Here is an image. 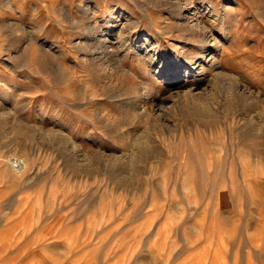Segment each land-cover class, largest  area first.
<instances>
[{
    "label": "rangeland",
    "instance_id": "1",
    "mask_svg": "<svg viewBox=\"0 0 264 264\" xmlns=\"http://www.w3.org/2000/svg\"><path fill=\"white\" fill-rule=\"evenodd\" d=\"M87 1L0 0V264H264V0H231L204 21L246 100L221 77L207 99L218 110L130 126L113 123V100L69 50L66 17ZM145 2L91 0L89 14L100 21L110 4L138 18L133 32L162 51L167 20ZM137 48L124 71L166 106L176 79Z\"/></svg>",
    "mask_w": 264,
    "mask_h": 264
},
{
    "label": "bare ground",
    "instance_id": "2",
    "mask_svg": "<svg viewBox=\"0 0 264 264\" xmlns=\"http://www.w3.org/2000/svg\"><path fill=\"white\" fill-rule=\"evenodd\" d=\"M147 2L149 4V6L147 5L148 9L154 10L163 17L160 21L164 19L167 20L166 24V21L164 23L161 22L162 25L164 24L163 27L160 26L162 27L161 29H163L161 35L164 36L163 39L167 43L162 51L161 48H159L160 46L156 47L160 44L158 38L152 37L153 39H150L151 35L149 36V33L146 32L140 37L138 31L135 33L133 32L140 22L138 18L123 13L124 11L118 12V9L110 4H106L104 11L106 16H102L100 21H97V18L89 14L93 12L92 14L94 15L96 13L95 11L98 12L100 9L99 7L94 9L96 4L92 3L93 5H91V0H88L86 4H80L79 9H76L71 15V18H68L70 14L66 17L68 20L67 26L75 35L68 41L69 50L76 54V58L79 57V62L88 63V65L92 67L94 73L93 80H95L97 84L101 82V86H103V95L113 100V106L115 107L114 112L117 110V112H115L117 114L112 115L115 125L130 126L140 118L151 116L162 118L164 116L163 114L169 111L171 114L172 112L179 113L180 111L187 114L195 111L207 113L206 111L211 109L218 110L216 108L217 106L207 103V99L210 98L209 96L212 94L214 79L221 80V77L227 79L226 90L229 96H242L243 98L245 97V100L247 99L246 97L252 93V90L247 87L249 85L246 86L245 82H237L235 76L232 75L231 69L224 67V64L222 65V50L219 52L218 47L219 45L223 46L222 42L224 40L222 41L218 36L215 37L210 34L209 27L207 26V28L206 25H204L206 24L204 21L207 15H216L219 17V15L215 13L218 6L222 9L221 18L225 17L231 0L224 1L221 5L212 0H147ZM155 24L157 26L158 23ZM113 29H115V31H113ZM157 31L159 32V30ZM167 37L173 38L175 41L171 44V40L169 42L166 40ZM135 42L137 43L135 44ZM177 42L179 43L178 51L175 50V52H171L170 45L176 46ZM138 43H142L143 45L144 51L141 50L139 53L141 57H144V63H157L159 65L158 70L155 72L156 77L159 78L163 76L161 72L164 69L170 68L171 73L168 74L169 77L173 76V78L176 79V81L172 83L174 87L171 90L172 94L166 98L160 97L166 106H162L164 104L159 103V100L157 101L160 94L157 92L158 88L155 93L150 85L149 89L147 81H145L147 84L143 85L144 82H141L137 83L138 86H136V83L130 80V73H125L124 71L127 67L122 60L132 52L138 51ZM27 47L28 45L26 48ZM51 48H54L53 52L56 51L59 55L65 56L67 48H62L60 45H54V47ZM158 49L161 54L158 51V56L155 57V51ZM113 61L115 63L120 61L119 63L121 66L120 64L113 65ZM143 65L145 66V64ZM123 71L125 74H123ZM145 73L148 72L145 71ZM208 76L211 77L209 79L211 86L201 88V83ZM112 77H114V80H117L116 83L119 81L117 85H119L120 89H118L119 91L116 90V93L112 92L114 89L112 91L110 90L111 93L108 91V88H111L109 84L112 82ZM122 78L125 83L122 81ZM8 89L10 90L8 87L7 89L0 90V98H4L8 94ZM169 90L170 89H168V91ZM159 91H161V88ZM164 96L165 95H163V97ZM91 99L89 100L91 101ZM166 101L171 102L168 105ZM85 103H81V105ZM179 105H184L185 107L181 108ZM1 106L3 105L1 104ZM118 107H121V110L118 109ZM5 112H8L7 108ZM7 115L6 113V116ZM121 116L123 118H121ZM30 128L31 127H29V129ZM69 143L71 142L69 141ZM72 145L74 147L73 143ZM73 153H75V151H73ZM77 156H79L78 158H82L84 155L77 153L76 157Z\"/></svg>",
    "mask_w": 264,
    "mask_h": 264
}]
</instances>
